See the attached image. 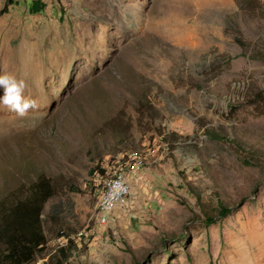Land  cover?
Returning <instances> with one entry per match:
<instances>
[{
	"label": "rangeland",
	"instance_id": "rangeland-1",
	"mask_svg": "<svg viewBox=\"0 0 264 264\" xmlns=\"http://www.w3.org/2000/svg\"><path fill=\"white\" fill-rule=\"evenodd\" d=\"M30 1L0 0V74L38 105L0 103V201L55 187L37 264L83 227L61 264H264V0ZM134 154L101 223L100 169Z\"/></svg>",
	"mask_w": 264,
	"mask_h": 264
},
{
	"label": "trees",
	"instance_id": "trees-1",
	"mask_svg": "<svg viewBox=\"0 0 264 264\" xmlns=\"http://www.w3.org/2000/svg\"><path fill=\"white\" fill-rule=\"evenodd\" d=\"M9 1L14 3L13 0ZM44 7L42 0H32L27 9L29 13L36 14L43 11ZM7 10L5 4L1 11ZM235 40L245 45L238 37H235ZM164 138L166 139V134ZM103 172L104 170L100 169V174ZM54 194L55 187L50 179L41 175L31 182L24 196L0 201V264H37L39 259L52 256L50 252L45 251L48 239L43 228L42 214L44 205ZM225 212L226 210L222 209L219 214L224 215ZM58 214L53 210L50 219H57ZM57 237L68 238L58 247L57 263L61 264L63 259L69 258L75 242L71 234L64 230H61Z\"/></svg>",
	"mask_w": 264,
	"mask_h": 264
},
{
	"label": "built area",
	"instance_id": "built-area-1",
	"mask_svg": "<svg viewBox=\"0 0 264 264\" xmlns=\"http://www.w3.org/2000/svg\"><path fill=\"white\" fill-rule=\"evenodd\" d=\"M167 144V143H166ZM130 162L126 160L125 162L116 161L114 165L103 166V174L99 175L98 178V197L96 209L98 212V220L104 223L107 220L109 212L115 208V206L123 202L130 192V187L128 184V174L134 170V168H139L143 163L144 159L133 155ZM87 234L86 227L81 228L71 238L79 239ZM68 238H65L67 241Z\"/></svg>",
	"mask_w": 264,
	"mask_h": 264
},
{
	"label": "clouds",
	"instance_id": "clouds-1",
	"mask_svg": "<svg viewBox=\"0 0 264 264\" xmlns=\"http://www.w3.org/2000/svg\"><path fill=\"white\" fill-rule=\"evenodd\" d=\"M27 87L23 78H18L11 73L0 74V103L10 110L24 116L29 110L38 107L36 101L30 97H25L24 92Z\"/></svg>",
	"mask_w": 264,
	"mask_h": 264
}]
</instances>
